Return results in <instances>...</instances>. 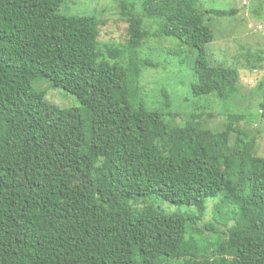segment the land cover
<instances>
[{"label":"trees","instance_id":"16d2710c","mask_svg":"<svg viewBox=\"0 0 264 264\" xmlns=\"http://www.w3.org/2000/svg\"><path fill=\"white\" fill-rule=\"evenodd\" d=\"M62 2L0 0V264H264V154L247 115L166 120L172 92L155 105L140 85L151 61L139 49L154 35L176 43L168 60L186 64L191 96L234 97L238 70L208 58L206 16L236 10L122 0L126 56L108 50L120 63L102 57L101 21ZM39 77L78 104L49 101ZM213 199L203 236L194 225Z\"/></svg>","mask_w":264,"mask_h":264},{"label":"rangeland","instance_id":"374dc122","mask_svg":"<svg viewBox=\"0 0 264 264\" xmlns=\"http://www.w3.org/2000/svg\"><path fill=\"white\" fill-rule=\"evenodd\" d=\"M122 0H63L60 10L68 14H89L101 21L99 27L98 47L102 57L109 62L122 59L108 58V50L119 46L126 56L125 47L121 44L126 39V17L121 13ZM204 8H217L236 12L230 16H206V23L212 28L214 37L207 44L208 58L212 62H225L224 64L235 67L239 73L240 90L232 98L222 101L215 93L193 97L190 86L193 76L188 71L186 64L179 65L177 59L168 60L170 52L176 43L170 38L147 35L139 57L150 59V63H141L140 85L144 93H148L151 103L159 105L162 99V87H167L172 92L171 107L166 106L168 112L165 117L175 121L187 118L189 112L201 113V118L213 126L225 121V113L236 110L245 113L247 117L240 125L255 136L256 153L264 154V119L259 117L261 109L258 102L261 98L264 82V8L261 16L256 15L257 8L264 5V0H198ZM154 29L155 24L146 20L143 26ZM211 54V55H210ZM100 57V59H104ZM180 66V67H179ZM50 81L39 77L33 82L37 89L46 91L47 99L59 106H74L78 104L75 95L62 88L48 86ZM152 96V97H151ZM258 114V117L255 115ZM253 115V116H252ZM215 199L207 202V212L203 219L194 225L198 234L209 236L205 223L211 216L210 207ZM168 208H171L168 205ZM219 235L223 237L219 226ZM174 264H179L175 262Z\"/></svg>","mask_w":264,"mask_h":264}]
</instances>
